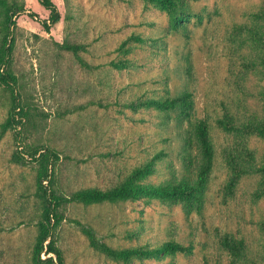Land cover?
<instances>
[{
    "label": "rangeland",
    "instance_id": "1",
    "mask_svg": "<svg viewBox=\"0 0 264 264\" xmlns=\"http://www.w3.org/2000/svg\"><path fill=\"white\" fill-rule=\"evenodd\" d=\"M6 1L22 12L10 33L8 70L16 83L0 87V124L13 108L20 124L0 140V264H31L44 203L34 152L57 155L44 186L63 198L117 186L163 152L143 181L159 184L188 173L197 152L187 140L198 121L206 123L214 150L201 211L161 200L66 202L52 233L63 264H123L94 251L81 226L115 249L167 241L193 246L191 255L126 264H229L219 246L224 235L243 241L245 262L264 264V174L256 171L264 167V138L244 129L264 120V73L256 65L264 0H179L176 29L144 0H51L60 20L48 32L39 23L48 12L36 0ZM120 60L127 68L110 65ZM184 91L193 101L188 119L139 105ZM224 117L234 130L217 125ZM230 157L247 170L233 184Z\"/></svg>",
    "mask_w": 264,
    "mask_h": 264
},
{
    "label": "trees",
    "instance_id": "2",
    "mask_svg": "<svg viewBox=\"0 0 264 264\" xmlns=\"http://www.w3.org/2000/svg\"><path fill=\"white\" fill-rule=\"evenodd\" d=\"M149 4L161 8L172 20V28L176 29L181 23L177 10L180 8L179 0H144ZM38 5L48 12L46 19L39 21L42 28L48 32L51 27L60 20V14L57 7L51 0H36ZM0 17H1V40H0V87H12L15 85V77L8 70L9 57L12 48V38L10 37L11 29L15 27L13 18L20 12L22 7L16 3L9 4L6 0H0ZM264 20V10L259 13ZM132 38H130L131 40ZM135 40V39H134ZM140 41V40H135ZM125 43V42H124ZM124 43L122 45H124ZM63 48L74 53L79 50L78 46L63 45ZM259 63L256 64L261 72L264 73V49L260 51L258 56ZM116 70L127 68L125 61L112 62L110 64ZM139 105L146 108H154L159 111H178L188 119L192 109V95L188 91H184L177 96H166L160 99H148ZM15 108H13L10 118L0 124V140L5 132L12 126L19 125L20 121L15 120ZM231 120L224 117L217 121V125L225 131H232L235 128L230 124ZM250 126L244 127L247 133L255 131L264 138V120L256 125L255 130L249 129ZM188 143L195 147L196 154L194 159L186 165L187 174L174 177L171 180L159 184H145L143 181L155 173V162L161 159L165 154L159 152L149 161L136 166L130 170L124 180L117 186L107 189L87 188L74 192L70 197L63 198L55 194V192L44 186L50 184L51 168L49 163L53 159H57V155L51 151H45L43 154L34 152L33 160L40 162V170L37 177V190L44 198L41 222L38 226V232L33 248L31 264H63L62 256L59 249L55 246L52 233L55 227L64 219L59 213V208L66 202H77L85 205L101 204V203H120L126 201L151 200L170 201L174 204H180L187 213H199L204 204V191L209 179L211 168L214 160L213 146L209 140L208 128L204 121H198L193 124ZM38 155V159L35 156ZM30 156V157H31ZM228 159V158H226ZM235 157H230L227 161L228 167L233 171L230 184H233L240 173L247 171L243 162L240 164L235 162ZM242 167V168H241ZM264 174V167L256 170ZM81 230L89 241L90 247L104 255L106 258L126 264L131 260L157 258L164 255H191L193 246H184L175 241H167L160 245L151 247L149 245L128 247L115 249L107 246L95 236L93 230L88 227L81 226ZM131 237V236H129ZM219 246L230 257L229 264H248L245 262V244L242 240H236L227 235L219 239Z\"/></svg>",
    "mask_w": 264,
    "mask_h": 264
}]
</instances>
